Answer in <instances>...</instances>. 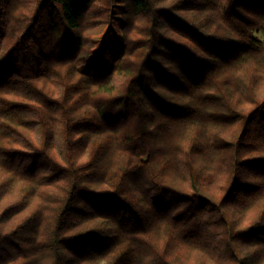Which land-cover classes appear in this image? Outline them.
<instances>
[{
	"label": "trees",
	"instance_id": "16d2710c",
	"mask_svg": "<svg viewBox=\"0 0 264 264\" xmlns=\"http://www.w3.org/2000/svg\"><path fill=\"white\" fill-rule=\"evenodd\" d=\"M0 264H264V0H0Z\"/></svg>",
	"mask_w": 264,
	"mask_h": 264
},
{
	"label": "rangeland",
	"instance_id": "374dc122",
	"mask_svg": "<svg viewBox=\"0 0 264 264\" xmlns=\"http://www.w3.org/2000/svg\"><path fill=\"white\" fill-rule=\"evenodd\" d=\"M97 36H98V35H96L95 38H94V48H95V47H98V44H97V38H98V37H97ZM255 36L260 37V34L258 33V34H256ZM93 56H94V54H92V55L89 57V59L92 58ZM85 67H86V66L84 65V66H82L81 68H85Z\"/></svg>",
	"mask_w": 264,
	"mask_h": 264
}]
</instances>
